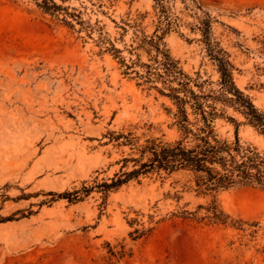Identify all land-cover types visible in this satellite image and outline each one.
<instances>
[{"label":"rangeland","instance_id":"1","mask_svg":"<svg viewBox=\"0 0 264 264\" xmlns=\"http://www.w3.org/2000/svg\"><path fill=\"white\" fill-rule=\"evenodd\" d=\"M198 1L237 88L264 114V0ZM154 4L0 0V264H264V189L127 175L148 161V141L180 137L173 101L128 68L155 57L142 46L162 36ZM170 7L177 27L160 49L219 89L202 12ZM226 116L218 135L264 155V135L239 111Z\"/></svg>","mask_w":264,"mask_h":264},{"label":"trees","instance_id":"2","mask_svg":"<svg viewBox=\"0 0 264 264\" xmlns=\"http://www.w3.org/2000/svg\"><path fill=\"white\" fill-rule=\"evenodd\" d=\"M172 1L154 0L160 20L157 31H161L162 36L142 40V46H147L149 52H155L152 63L132 61L128 68L141 67L143 73L136 72L138 77L173 101L177 108L175 117L180 137L173 142L148 141V145L141 149L142 155L148 154V161L127 175L135 177L153 171H164L168 175L189 172L198 189L205 193L244 187L264 189V155L256 147L241 144L238 133L234 141H229L221 138L216 130L219 119L234 122L226 116V109L231 107L242 113L248 123L264 135V114L237 88L233 65L227 53L212 38L213 19L198 0L182 1L202 12L199 20L203 40L220 74L219 89H207V82H199L187 75L176 60L160 49L164 35L177 27V18L170 7ZM122 183L118 180L111 185L106 184L105 188ZM212 212L221 220L215 205Z\"/></svg>","mask_w":264,"mask_h":264}]
</instances>
